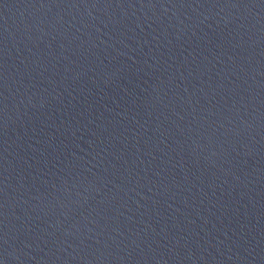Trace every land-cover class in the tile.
I'll use <instances>...</instances> for the list:
<instances>
[{
  "label": "water",
  "instance_id": "obj_1",
  "mask_svg": "<svg viewBox=\"0 0 264 264\" xmlns=\"http://www.w3.org/2000/svg\"><path fill=\"white\" fill-rule=\"evenodd\" d=\"M3 264H264V0H0Z\"/></svg>",
  "mask_w": 264,
  "mask_h": 264
},
{
  "label": "snow or ice",
  "instance_id": "obj_2",
  "mask_svg": "<svg viewBox=\"0 0 264 264\" xmlns=\"http://www.w3.org/2000/svg\"><path fill=\"white\" fill-rule=\"evenodd\" d=\"M0 264H3V261L2 260H0Z\"/></svg>",
  "mask_w": 264,
  "mask_h": 264
}]
</instances>
